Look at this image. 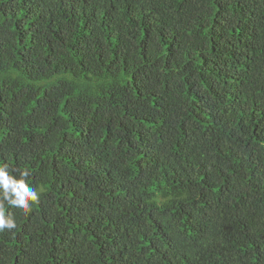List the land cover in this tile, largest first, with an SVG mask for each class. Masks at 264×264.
<instances>
[{
    "label": "trees",
    "instance_id": "trees-1",
    "mask_svg": "<svg viewBox=\"0 0 264 264\" xmlns=\"http://www.w3.org/2000/svg\"><path fill=\"white\" fill-rule=\"evenodd\" d=\"M5 163L0 264H264V0H0Z\"/></svg>",
    "mask_w": 264,
    "mask_h": 264
},
{
    "label": "clouds",
    "instance_id": "clouds-1",
    "mask_svg": "<svg viewBox=\"0 0 264 264\" xmlns=\"http://www.w3.org/2000/svg\"><path fill=\"white\" fill-rule=\"evenodd\" d=\"M13 172L7 163L0 164V232L11 233L17 227L16 220L6 214L7 208L29 215L40 200L41 193L28 182L29 172L25 170L18 176Z\"/></svg>",
    "mask_w": 264,
    "mask_h": 264
}]
</instances>
